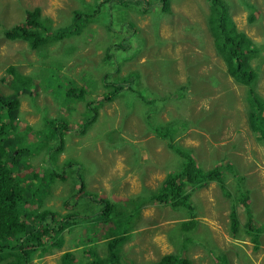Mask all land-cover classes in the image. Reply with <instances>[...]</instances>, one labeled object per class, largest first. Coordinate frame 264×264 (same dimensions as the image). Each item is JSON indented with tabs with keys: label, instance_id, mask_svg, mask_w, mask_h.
<instances>
[{
	"label": "rangeland",
	"instance_id": "1",
	"mask_svg": "<svg viewBox=\"0 0 264 264\" xmlns=\"http://www.w3.org/2000/svg\"><path fill=\"white\" fill-rule=\"evenodd\" d=\"M167 1L166 9L158 5L145 12L140 0L124 1L127 5L108 0H0V89L13 91L6 82L8 66L15 68L12 77L37 82L33 94L19 97L20 126L43 127L42 118L50 115L62 117L71 127L55 161L50 159L55 151L46 154L29 145L35 153L32 158L27 154L29 168L16 169L41 174L44 168L64 167V180L53 179L45 204L60 213L78 210L82 215L80 224L65 233L62 248L35 252L31 264H60L68 250L80 259L86 246L81 240L97 246L105 242L106 225L86 223L94 209L91 193L117 202L125 214L128 200L133 210L134 203L139 205L137 224L121 245L123 260L141 264L171 252L187 256L189 264H220V254L226 255L227 264H264V136L259 140L249 127L246 87L235 82L215 52L206 22L209 0ZM225 1L236 28L260 47V56L251 62L258 64L259 72L254 90L264 99V0ZM36 8L35 16L44 18L36 27L38 37L46 36V41L30 46L3 35L4 28L25 25L24 12ZM110 44L119 48L113 49L115 59L105 57ZM50 68L58 83L84 87V98L63 101L46 82ZM113 81L122 89L108 99L112 87L106 82ZM139 94L153 102L144 104ZM87 101H93L95 118L79 131L84 115L86 123L90 119ZM157 122L178 128L174 143L189 148L201 168L222 170L221 180L184 187L192 198L190 209L136 201L155 190L179 163L166 141L151 130ZM27 140L44 142L33 133ZM68 158L81 161L83 170L63 165ZM77 173L84 176L89 192H80ZM239 189L247 196L248 210L237 201ZM70 194L73 201L65 203ZM234 208L237 231L230 224ZM191 217L198 221L196 242L184 249L180 239L185 236L179 238L173 228ZM103 249L100 245V253Z\"/></svg>",
	"mask_w": 264,
	"mask_h": 264
},
{
	"label": "trees",
	"instance_id": "2",
	"mask_svg": "<svg viewBox=\"0 0 264 264\" xmlns=\"http://www.w3.org/2000/svg\"><path fill=\"white\" fill-rule=\"evenodd\" d=\"M118 5H127L124 1L135 0H108ZM145 8L160 6L166 9L167 0H140ZM206 22L209 34L214 45L216 54L223 60L226 69L233 76L235 82L244 85L246 88L247 101L250 106L249 127L254 134H258V139L262 140L264 136V99L255 92L254 86L258 75V64L252 65L251 59L260 56V47L254 46L251 39L242 31L238 30L230 19L229 6L225 0H209ZM38 8L26 9L25 25L10 26L4 28L3 35L23 39L30 46H38V42L46 41V36L38 37L36 27L44 18L36 17ZM79 12L75 11L77 14ZM110 28V27H109ZM119 49L116 44H110L105 49V57L116 58L115 50ZM107 58H105L107 60ZM46 82L52 85L57 95L65 102L70 100L84 98L86 89L82 86H70L69 84H60L53 77L52 68L49 69ZM15 72L13 66H8L7 83L13 89L7 92L0 89V263L1 264H31L32 254L39 252L47 254L53 252L54 248H62L65 243V233L71 232L73 225L80 224L82 215L78 210L60 213L57 209L51 208L45 204V195L50 190V184L53 179L64 180V167L41 169L42 173L29 172L20 173L22 167L29 168V159L27 154L30 152L29 145L34 149L45 150L46 154L55 151L54 156H50L53 161L56 155L62 150L64 140L63 135L66 130H70L65 119L60 116L44 115L42 121L43 127L35 128L28 124L19 123L21 108L20 96L33 94L32 85L37 84L36 80L29 78L23 82V76L12 77ZM45 79V78H44ZM42 81V80H41ZM43 82V81H42ZM46 82L44 83L45 86ZM112 90L108 91L106 98L111 99L122 87L119 82H106ZM36 89V87H34ZM63 88V89H62ZM61 89V90H59ZM21 96V97H22ZM144 104L153 102V99H145L139 94ZM86 112L89 110L90 119L85 122V117L79 125V131L84 130L91 123L96 114L93 101H87ZM20 115V116H19ZM86 123V124H85ZM85 124V127H84ZM35 128V129H34ZM151 130L158 137L166 141L167 147L173 152V157L178 160L177 168L169 171L162 182L155 190H149L148 195H140L136 201L142 205L157 202L158 204H168L173 209H190L192 204L191 195L185 193L187 185L196 188L210 179L221 180L222 170L220 166H213L204 170L197 163V159L191 150L174 143V135H177L178 128L169 123L157 122L151 126ZM33 133L35 138L44 141L42 145H34L27 140V136ZM54 141L56 142L54 144ZM170 141V143H169ZM35 153L30 152L31 158ZM73 163V164H72ZM65 166L73 165L79 171L84 166L77 159L68 158L63 163ZM16 168H19L18 170ZM60 170L59 171H55ZM27 174V175H26ZM27 177V178H26ZM77 183L82 193L89 192L84 187V176L77 173ZM80 192H76L80 193ZM74 194V193H72ZM90 198L94 203V209L90 212L86 223L103 222L106 230L103 233L105 242L100 245L104 248L100 253V245H96L87 240H81L84 246L82 257L78 259L74 252L68 250L61 254L60 264H135L131 260H123L121 256V245L129 237V229L135 228L137 217L135 210H139V205L135 204V210L132 209L131 200H128V213L125 214L122 208L118 207L117 202L111 201L104 195L91 193ZM246 194L237 191V201L244 205L248 210ZM73 201L71 194L65 203ZM36 205V206H34ZM231 215L230 221L234 231H237L238 221L236 209ZM85 216V215H84ZM198 227V221L191 217L189 220L179 221L173 231L177 236H181L180 245L187 249L196 242L193 232ZM255 229V230H253ZM99 230V228H98ZM98 230L95 232L97 234ZM250 231H258L256 228ZM99 247V248H98ZM181 247V248H182ZM82 253V252H81ZM220 264H227V257L224 254L216 256ZM141 264H189L187 256L177 253H167L161 255L155 261H148Z\"/></svg>",
	"mask_w": 264,
	"mask_h": 264
},
{
	"label": "flooded vegetation",
	"instance_id": "3",
	"mask_svg": "<svg viewBox=\"0 0 264 264\" xmlns=\"http://www.w3.org/2000/svg\"><path fill=\"white\" fill-rule=\"evenodd\" d=\"M239 226H241V224H239Z\"/></svg>",
	"mask_w": 264,
	"mask_h": 264
},
{
	"label": "clouds",
	"instance_id": "4",
	"mask_svg": "<svg viewBox=\"0 0 264 264\" xmlns=\"http://www.w3.org/2000/svg\"><path fill=\"white\" fill-rule=\"evenodd\" d=\"M13 26V25H12ZM10 27V26H9Z\"/></svg>",
	"mask_w": 264,
	"mask_h": 264
}]
</instances>
